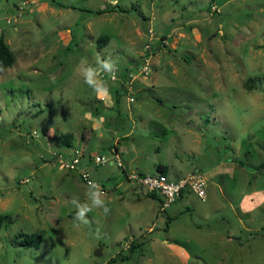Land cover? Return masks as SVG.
Segmentation results:
<instances>
[{
	"label": "rangeland",
	"instance_id": "374dc122",
	"mask_svg": "<svg viewBox=\"0 0 264 264\" xmlns=\"http://www.w3.org/2000/svg\"><path fill=\"white\" fill-rule=\"evenodd\" d=\"M1 34L0 264H264V0H0ZM98 56L119 67L99 94L77 69ZM159 164L205 173L207 198L162 209L128 178ZM82 169L111 209L87 224L69 203Z\"/></svg>",
	"mask_w": 264,
	"mask_h": 264
},
{
	"label": "built area",
	"instance_id": "2783aa9c",
	"mask_svg": "<svg viewBox=\"0 0 264 264\" xmlns=\"http://www.w3.org/2000/svg\"><path fill=\"white\" fill-rule=\"evenodd\" d=\"M112 1V0H111ZM114 3V1H113ZM152 41L149 42V47L145 49V56H148V51L150 47H152ZM148 64V63H147ZM147 65L145 64L144 71H147ZM107 76V74H104ZM108 77V76H107ZM109 80L115 81L116 75L114 77H108ZM94 163L96 164H103V162H99L98 160H109L108 157L104 155H95ZM82 160V155L75 152L71 157H63L60 154L57 157V161L63 165L64 167L74 170L78 168ZM118 160V159H117ZM117 164L120 166L121 161H116ZM82 178L87 183V180H93L90 177V174L86 172V170L82 169ZM85 175H87V180L85 179ZM129 179L132 181L137 182L140 186L146 189L149 193H154L157 196L161 197V207L162 209H166L170 204L176 202L180 195L183 193H195L198 197H201L205 200L206 197V187L208 183V176L199 171L194 169L193 172L189 173L185 177L180 178H171L169 175H165V173L161 171H156L154 173H140L139 170H135L132 174L128 175Z\"/></svg>",
	"mask_w": 264,
	"mask_h": 264
},
{
	"label": "clouds",
	"instance_id": "9594fccd",
	"mask_svg": "<svg viewBox=\"0 0 264 264\" xmlns=\"http://www.w3.org/2000/svg\"><path fill=\"white\" fill-rule=\"evenodd\" d=\"M78 74L83 77L84 83L91 88L95 93L99 94L101 91L108 92L107 81L103 79V75L107 74L108 77H114L119 71L117 62L112 58L97 57L95 65L82 59L77 65ZM99 162L109 163L106 159ZM110 166H115L111 164ZM87 180V175H85ZM85 199L81 200L79 196L74 195L69 203L75 209L76 220L87 224L89 223V213L94 209L102 210L104 215H108L111 209L108 207L105 193L96 180H87V190L84 194Z\"/></svg>",
	"mask_w": 264,
	"mask_h": 264
},
{
	"label": "trees",
	"instance_id": "16d2710c",
	"mask_svg": "<svg viewBox=\"0 0 264 264\" xmlns=\"http://www.w3.org/2000/svg\"><path fill=\"white\" fill-rule=\"evenodd\" d=\"M117 6V4L115 5ZM118 7V6H117ZM115 7H110V8H102V9H97L96 13H102L104 11H111L113 10ZM98 42L100 47L101 46H105L107 44V36H100L98 38ZM102 44V45H101ZM15 61V57L11 51V49L8 46V43L5 41V39L3 38V35H0V73L5 70L7 67L11 66ZM254 78H249L250 81H253ZM248 85V84H247ZM119 88H114V102H115V109L118 115H120L121 109H120V102L122 99V96L124 94V92H122V88L121 85H119ZM249 86V85H248ZM70 137L67 135L65 137H63V142L67 145L70 146ZM157 170L161 171L163 173H165V175L168 174L167 168L165 167V165L159 164L157 166ZM150 197H158L156 194L154 193H149L148 194ZM6 220H9L8 215H4V214H0V230L2 227H4V225H6ZM168 222V221H167ZM22 235V239H20V243L22 246L24 247H33V248H37L40 246L41 242H42V238L41 235L39 233H23ZM130 246L135 247V244H130ZM131 248V250L134 248Z\"/></svg>",
	"mask_w": 264,
	"mask_h": 264
},
{
	"label": "water",
	"instance_id": "95a60500",
	"mask_svg": "<svg viewBox=\"0 0 264 264\" xmlns=\"http://www.w3.org/2000/svg\"><path fill=\"white\" fill-rule=\"evenodd\" d=\"M100 252H101L100 249L97 248L95 254H96V255H100V254H101Z\"/></svg>",
	"mask_w": 264,
	"mask_h": 264
},
{
	"label": "crops",
	"instance_id": "0c3cea01",
	"mask_svg": "<svg viewBox=\"0 0 264 264\" xmlns=\"http://www.w3.org/2000/svg\"><path fill=\"white\" fill-rule=\"evenodd\" d=\"M101 9H102V8H101ZM96 10H97V9H96ZM98 14H99V13H98ZM185 195H186V193H183L181 196L185 198V197H186ZM181 196H180V197H181Z\"/></svg>",
	"mask_w": 264,
	"mask_h": 264
}]
</instances>
